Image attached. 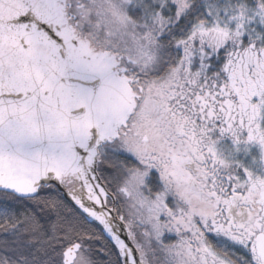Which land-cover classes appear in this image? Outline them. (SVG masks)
<instances>
[{
	"label": "snow or ice",
	"instance_id": "6c2138e0",
	"mask_svg": "<svg viewBox=\"0 0 264 264\" xmlns=\"http://www.w3.org/2000/svg\"><path fill=\"white\" fill-rule=\"evenodd\" d=\"M0 264H264V0H0Z\"/></svg>",
	"mask_w": 264,
	"mask_h": 264
},
{
	"label": "rangeland",
	"instance_id": "374dc122",
	"mask_svg": "<svg viewBox=\"0 0 264 264\" xmlns=\"http://www.w3.org/2000/svg\"><path fill=\"white\" fill-rule=\"evenodd\" d=\"M254 151H259V149H254Z\"/></svg>",
	"mask_w": 264,
	"mask_h": 264
}]
</instances>
